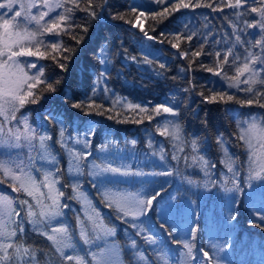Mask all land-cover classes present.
Masks as SVG:
<instances>
[{
	"label": "trees",
	"instance_id": "1",
	"mask_svg": "<svg viewBox=\"0 0 264 264\" xmlns=\"http://www.w3.org/2000/svg\"><path fill=\"white\" fill-rule=\"evenodd\" d=\"M177 2L178 0H161L159 3L157 0H92L97 18L94 19L87 11L79 9L74 11L72 17V23L86 24L88 27L87 33L81 28L72 29L73 34L83 36L80 44H77L71 35L43 37L45 43L61 40L64 45L75 49L70 54L71 59L63 61L67 64L66 71L61 70L51 58L31 57L36 60L38 68H44L48 82L59 79L60 84L55 92H44L38 103L25 105L17 116H27L37 132H46L52 137L49 143L53 146L57 163L42 164L47 170H60L57 173L60 180L57 187L65 193L61 203L67 207L62 209L63 215L58 217L57 221L69 226V230L74 234V242L78 249H82L79 254H86L88 264H97V261L100 264H139L135 255L137 250L130 247L133 239L139 246L138 250L143 251L151 261H156L157 255L163 253L169 264H184V253L187 250L183 248V242L188 241L195 245L193 264H206V261L209 264H264V221L259 218L264 214V181L248 182L246 164L238 163L239 190L226 191V188H233V185L230 180L225 184L224 177L230 178L232 174L221 163L223 153L216 144L217 137L221 136L226 141L229 153L238 157L240 162L246 161V148L237 139V121L252 115L264 117V108L257 104L241 105L234 101L227 104L208 103L200 95L201 92L209 95V90L214 89L240 99L245 98L244 92L229 88L223 83L227 82L223 75L217 76L208 72L202 65L214 67L217 51L221 52V60L223 59V54L230 46L225 42L226 34L229 41L234 40L231 36L230 20L238 23L239 28L243 29L240 32L242 39L251 41L259 38L258 30L245 29L243 23L236 21L234 13L241 11L243 19L252 21L256 14L250 12V7L261 6L260 0L255 4L252 0H247L244 8L239 10L226 7L228 0H199L201 7L173 10L172 6ZM191 2L197 3L198 0ZM79 3L83 9L87 7L88 0H79ZM133 7L146 15L168 8L166 18L160 23L154 22L150 15L146 20L141 17L145 30L156 39L148 40L139 27H133L136 23V14L131 12ZM214 8L216 10H213ZM117 14L124 15L125 20L114 19ZM153 28L155 31H152ZM193 33V39L188 41L185 37ZM178 34L182 37L180 41L175 39ZM161 40L165 42L161 43ZM216 41L220 43L217 44ZM172 43H179V49L173 48ZM201 45L202 54L195 58L196 63L193 64L192 70L187 71L189 61L193 58L190 55L183 57L180 52L199 51ZM101 46H107L111 51L110 71L103 81L104 88L108 91L105 94L100 92L92 95L90 93L94 79L101 72L98 57ZM235 52L242 58L244 47L237 45ZM145 58L151 63H146ZM160 64H164L165 68L161 69ZM221 66L228 76L234 75L231 56L229 63ZM40 87L43 88V85ZM184 89L190 90L186 92ZM89 99L94 100L96 104H102L101 111L105 114L97 115V110L92 109L90 115H85L82 109L71 107L72 103L80 101L87 104ZM129 103L147 107L149 110L162 103H168V106L173 108L178 106L180 116L173 117V121H179L181 124L183 139L188 142L193 138L200 139V155L215 167H209L206 175L200 164L192 161L190 147L185 145L184 151L179 152L173 147L175 142L159 134L161 114L154 115V118L149 120L147 114L139 113L138 109H128L126 105ZM205 113L208 119L206 126L202 123ZM57 114L66 126L65 138L69 146L92 153L85 162L83 175H69L68 155L65 149L56 143L59 138V125L53 117ZM109 116L112 119H109ZM136 120L142 122L136 123ZM90 128L94 130L95 135L87 137L90 140L89 148L75 145L74 139L85 138L86 130ZM157 144L163 146V161L159 160L160 151L156 148ZM26 154L27 149L0 148V158L4 159L9 156L16 158L18 155L26 159ZM173 154L180 159L173 160ZM184 156L189 157L187 161ZM102 157L113 162L115 166H130L133 171L152 173L170 170L173 175L121 177L104 174L95 178L89 176L87 165L93 160L99 163L103 160ZM37 161L36 167L39 168L41 166ZM33 175L42 179L41 174L35 170ZM0 179L3 177L0 176ZM189 180L193 183H189ZM77 182L81 191L87 194L90 204L71 198V185ZM122 190L138 194L141 198L160 191L161 194L153 202L152 209L135 221L150 229V233L136 235L137 229L131 226V217L118 218L122 217V214L115 211L114 207L107 206L103 193ZM0 193L11 197L18 195L9 187V182L0 183ZM19 198L30 200L23 194H20ZM93 209L99 213L98 220L103 225L115 229L114 235H105L101 231L97 238V233L92 232L88 216L95 218ZM231 215L236 218L231 219ZM23 217L24 212L21 211V217L17 219L23 220ZM78 221H82L92 235L91 244L85 245L79 239ZM53 226L58 224L54 221ZM24 228L25 232L20 238L26 244L44 252L51 251L50 242L34 232L26 221ZM153 233L158 239V244L150 246L145 243L143 236ZM109 243L115 246L113 254V251L108 253L106 249ZM198 249L208 251L212 257L211 261L204 258ZM92 252L97 253L96 261L92 259ZM107 253L111 254L108 258ZM41 259L43 260V257Z\"/></svg>",
	"mask_w": 264,
	"mask_h": 264
},
{
	"label": "snow or ice",
	"instance_id": "2",
	"mask_svg": "<svg viewBox=\"0 0 264 264\" xmlns=\"http://www.w3.org/2000/svg\"><path fill=\"white\" fill-rule=\"evenodd\" d=\"M157 2L159 3L161 0H157ZM252 2L255 4L257 0H252ZM246 3L247 0H228L225 6L239 10L243 9ZM260 4L261 6L259 7H250V12L256 14V18L252 21L243 19V12L241 11L234 13L236 21L243 23L245 29H257L259 38L251 41L242 39L240 32L243 29L239 28L238 23L230 20L229 23L232 26L231 36L234 37V40L229 41L226 34L225 42L230 44V46L227 47V51L223 54V59L221 60V52L217 51L215 52L216 61L214 67L202 65L208 72H212L217 76L223 75L228 81V87L244 92L245 98L240 99L226 92H217L214 89H210L209 95H205L203 92L200 93L208 103L227 104L234 101L241 105L257 104L264 108V0H260ZM17 5L19 6V11L15 10ZM201 6L199 0L197 3H192L191 0H188V2L178 0L172 7L173 10H179L180 8ZM203 6L211 7V5ZM0 9L6 10L0 13V148L27 149L26 159L21 158L19 155L16 158H11L10 156L7 159L0 158V176L3 177V179H0V183L9 182V187L14 193L18 194L17 197H11L0 193V264H88L86 254H79L82 249H78L77 244L74 242V234L69 230V226L57 221V218L63 215L62 209L67 207V205L61 203V198L65 196V193L57 187L60 184V180L57 177V173L60 171L59 168H56L55 172H53L44 167V164L55 165L57 163L53 146L49 143L52 137L46 132L44 134L37 132L27 116L21 115L18 117L17 113L25 105L38 103L44 92H55L57 85L60 84L59 79L48 82L49 78L45 75L43 67L37 68L35 63H24L21 58H51L61 70L66 71L67 64L63 61L71 59L70 54L75 49L64 45L61 40L45 43L43 37L46 35L56 37L62 34L71 35L72 39L77 44H80L83 36L73 34L72 29L81 28L84 33H87L88 27L86 24L76 25L72 23L74 11L76 9L87 11L90 17L94 19L97 18V12L94 10L92 0H88L87 7L83 9L80 8L79 0H0ZM34 9L36 10L35 12L33 11ZM213 10L216 9L214 8ZM168 11V8H164L160 12H151L146 15L144 12H138V9L133 7L131 12L136 14V23L133 24V27H139L140 32L148 40H154L156 37L149 35L148 31L145 30L141 17L146 20L150 15L154 22L160 23L163 18H166ZM13 12L14 14L9 17V14ZM53 13L55 15H52ZM113 18L125 20V16L122 14H117ZM126 22L132 23V21ZM152 31H155V28ZM193 35L195 34H189L185 38L191 41ZM181 38L179 34L175 37L177 41H180ZM160 42L164 43L165 41L161 40ZM216 43L219 44L220 41H216ZM237 45L244 47L242 58L235 52ZM171 46L179 49V43H172ZM42 47L43 50H41ZM202 49L203 45H201V50L199 51L191 53L180 52L183 57H189L190 55L193 58L189 61L187 71L192 70L193 64L196 63L195 58L202 54ZM110 55V49L107 46H101L98 57L99 63L103 68L99 74L98 81L101 78H106L109 74ZM230 56L234 67V75L232 76H228L221 66L229 63ZM131 59L135 60L136 57H131ZM145 62L151 63L147 58H145ZM159 67L163 69L165 65L160 64ZM33 68L37 69V71L30 74L29 70ZM41 85H43V88L40 87ZM189 90L184 89L186 92ZM104 91L107 92L108 89L105 88ZM93 95H95V90ZM116 102L119 103L118 100ZM71 107L82 109L85 115H90V110L92 109L97 110V115L105 114L104 111H101L103 105L96 104L91 99H89L87 104L84 101L72 103ZM126 107L133 110L138 109L139 113L147 114L149 120H152L154 115H160L161 113H168L173 117L180 116L179 107L173 108L168 106V103L158 104L151 110L131 103L127 104ZM109 119H112V117L109 116ZM53 120L59 125V138L56 143L65 149L68 155L69 175H83L86 166L85 162L92 153L70 147L68 140L65 138L66 126L63 119L57 114L53 117ZM135 122L140 123L142 120H136ZM202 123L205 126L207 125V113H205ZM237 128V139L244 144L247 151L246 161L240 162L238 157L230 154L226 141L221 136L216 139V144L223 153L221 163L232 174L230 178L224 177L225 184L229 183L230 180L233 185V188H226V191L239 190L240 181L238 177L240 172L237 168L238 163L246 164V180L248 182L253 180L264 181V117L253 116L248 120H238ZM158 131L161 136L177 142L173 144L177 151L183 152L185 145L190 147L192 161L198 162L206 175H208L209 167H215L203 155H200L202 143L200 139L193 138L190 142L183 139V128L179 121L165 120L162 125L158 126ZM94 135V130L90 128L86 130L85 138H75L74 144L82 145L84 149H87L90 146V140L87 137ZM69 139L72 138L69 137ZM132 143L135 144V141ZM104 150H107V145L104 146ZM33 153H36V155H33ZM153 154L155 155L156 153ZM159 158L162 161L165 160L163 146L160 147ZM183 158L187 161L189 157L184 156ZM37 159L44 162L39 168L36 167ZM172 159L179 160L180 157L173 154ZM87 167L88 175L94 178L104 174L121 177L143 175L167 177L173 175L170 170L152 173L133 171L130 166H115L113 162L106 159L101 160L99 163L93 160ZM33 170L40 173L42 179H37L33 175ZM188 182L193 183L191 180ZM67 186L64 185V187ZM71 187L73 193L71 198L77 199L84 204H90L87 194L81 191V186L78 182L73 183ZM44 189L47 191L45 192ZM20 194L29 197L30 200L20 199ZM160 194V191H156L150 196L141 198L138 194L105 191L103 197L108 207H114L115 211L122 214V217L118 218L131 217L133 221L131 226L137 229L136 235H143L146 232L150 233L151 230L144 227L143 224L135 223V221L139 217L147 215L148 211L153 207V202L157 200ZM21 211L24 212L23 220L17 219L21 217ZM93 213L95 218L89 215L88 221L92 225V232L97 233V238L101 231L105 235H114L115 229L103 225L98 220L99 213H96L95 209H93ZM230 218L234 220L236 217L231 215ZM259 218L264 221V214L260 215ZM25 221L31 225L34 232L44 236L50 242V252L34 248L20 238L25 232ZM54 221L58 226H53ZM78 223L80 225L79 239L85 245L91 244L93 237L90 235L88 228L83 225L82 221H78ZM143 238L145 243L150 246L158 244V239L154 233L144 235ZM193 239H195V229H193ZM173 242L180 243V241ZM130 247L137 250L135 255L139 264H169L168 258L163 253L157 255L156 261H151L143 251L138 250L139 246L134 239L131 240ZM183 248L187 250L184 253V264H193L195 260L193 255L195 245L185 241L183 242ZM201 251L203 257L211 261L212 257L209 252L203 249ZM91 256L94 261L97 260V253L92 252ZM42 257L43 260L41 259ZM97 264H100V262L97 261Z\"/></svg>",
	"mask_w": 264,
	"mask_h": 264
},
{
	"label": "rangeland",
	"instance_id": "3",
	"mask_svg": "<svg viewBox=\"0 0 264 264\" xmlns=\"http://www.w3.org/2000/svg\"><path fill=\"white\" fill-rule=\"evenodd\" d=\"M15 10H16V11H19V10H20L18 5L16 6ZM5 11H6L5 9H0V13L5 12ZM33 11L35 12L36 10L34 9ZM13 14H14V12H13V13H10V14H9V17H10L11 15H13ZM21 60H22V62H24V63H35V64L37 65V68H38V64H37L36 60H35V61L32 60L31 57H22ZM102 68H103V66L101 65V70H102ZM29 71H30V74H33V73H35V72L37 71V69L33 68V69H30ZM98 77H99V75L94 79L93 87H92V92L90 93V94H92V95H93L94 90H95V95L98 94V93H100V92H102V93H104V94L106 93V92L104 91L105 88H104V85H103V81H104L105 78H101V79H99V81H98ZM223 83H224L225 85L228 86V81H227V82L223 81ZM161 115H162V117H161V125L164 123L165 120L173 121V116H171L170 114H168V113H161ZM253 116L259 117V116H257V115H252V116H250V117L243 118L242 120H248V119H250V118L253 117ZM13 123L15 124V122H13ZM58 131H59V130H58ZM173 142H174V141H173ZM175 143H177V142H175ZM160 147H161V145L157 144V147H156V148H157L158 151H160ZM96 152H97V151H96ZM101 155H102V154L100 153L99 156L101 157ZM101 159L105 160L104 157H102ZM159 160H160V159H159ZM37 163L39 164V166L42 165V161H40V160L37 161ZM120 193L128 194L129 192H123V190H122V192H120ZM108 245H109V246L106 247V249L108 250V253H111V252L113 251V252H112V254H113L114 251H115V246L112 245L111 243H109ZM198 251L202 254L201 249H198ZM108 253H107L106 258H108L109 255L111 256V254H108ZM202 255H203V254H202ZM107 260H108V259H107ZM206 264H209V263L206 261Z\"/></svg>",
	"mask_w": 264,
	"mask_h": 264
},
{
	"label": "bare ground",
	"instance_id": "4",
	"mask_svg": "<svg viewBox=\"0 0 264 264\" xmlns=\"http://www.w3.org/2000/svg\"><path fill=\"white\" fill-rule=\"evenodd\" d=\"M144 36V35H143Z\"/></svg>",
	"mask_w": 264,
	"mask_h": 264
}]
</instances>
